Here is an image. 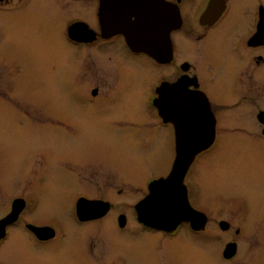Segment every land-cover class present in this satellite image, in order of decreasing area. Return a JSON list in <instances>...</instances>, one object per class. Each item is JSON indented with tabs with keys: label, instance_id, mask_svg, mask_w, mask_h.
<instances>
[{
	"label": "flooded vegetation",
	"instance_id": "af4514ba",
	"mask_svg": "<svg viewBox=\"0 0 264 264\" xmlns=\"http://www.w3.org/2000/svg\"><path fill=\"white\" fill-rule=\"evenodd\" d=\"M151 7L156 19L175 20L167 61L131 47L120 31L145 19ZM16 39L49 44L51 52L67 48L60 51V60L64 58L65 72L72 71L73 90L88 112L107 113L89 116V138L116 137L118 148L79 151L88 136L67 130L65 119L53 116L44 102L25 97L28 92L15 81L20 75L10 72L19 66L8 51ZM98 58H105L115 72H124V89L80 87L77 66L84 68L86 61ZM145 64L157 72L144 109L147 128L126 107H133L129 95L138 98L137 81L147 72ZM167 104L168 118L161 112ZM132 124L137 127L129 134ZM195 141H202V149L183 183L204 222L182 221L171 230L147 225L139 217L138 203L149 194L151 183L171 173L181 153L192 152ZM145 151L167 153V167L146 178L141 158ZM231 154L259 163L254 172L264 182V0H0V264H131V256H139L142 264H160L163 256L165 264H226L241 255V240L221 243L213 260L212 247L192 248L184 236L220 241L221 235L209 228V202L215 199L202 197L198 178L203 165L209 174ZM131 164L136 166L133 174ZM98 177L109 180V186L116 177L123 179V188L137 193L146 189L132 203L135 225H130V213H119L115 221L112 201L90 191L88 182L94 184ZM59 178L66 179L63 188ZM223 203L226 209L235 206L243 217L250 213L248 203ZM255 208L264 219L262 205ZM98 224L104 229L100 242ZM218 225L223 233L231 230L224 219ZM249 231L239 227L234 232L239 237Z\"/></svg>",
	"mask_w": 264,
	"mask_h": 264
},
{
	"label": "rangeland",
	"instance_id": "374dc122",
	"mask_svg": "<svg viewBox=\"0 0 264 264\" xmlns=\"http://www.w3.org/2000/svg\"><path fill=\"white\" fill-rule=\"evenodd\" d=\"M18 38L19 40L24 41L20 36H18ZM19 40L16 39L15 42L10 41V49L8 48L9 55L12 54V57L18 59V68L16 67L17 69L10 71L17 72L20 75L15 78L18 88H23L24 91L28 92V95H25L26 98L33 101L36 100L37 102H44L45 105L52 110L53 116L64 118L67 122V130L69 129L73 132L77 130L76 132H84V134L88 136L90 133L89 131L93 128V123L90 121L89 116L98 117L100 114L104 113L102 111L93 110V112H88L84 100L78 96V93L75 90H73L71 84L72 78L69 77L70 72L72 71L65 72L63 64L64 58L60 60V57H62L60 51L67 48L65 46H60V51L57 50V52H51V48L48 46L49 44L26 43ZM83 61L82 65H84ZM82 68L83 66L81 67L78 65L76 69V73L81 71L80 75H82L81 80L83 82L80 80V87L89 89L92 86L102 85L105 90H110L111 87L122 90L127 85L124 79V72H115V68L112 67L105 58H98L97 61H86L84 68ZM146 71L147 72H142L143 78L140 76L142 79L137 81V84L141 89L137 92L138 98L135 95H129L131 100L128 105H132L133 107H126L131 111L133 116L137 115L138 117H142L143 122L146 123L145 127L147 128V123L149 122L147 110L154 92L153 81L156 79L155 76H157V72L154 67H149L147 65ZM73 79L76 80L75 74ZM106 114L107 113H105L104 116H106ZM94 121L96 122V118ZM137 123L139 122L137 121ZM136 127L137 125L134 124L129 126L130 130H128V133L132 134ZM76 132L74 135L78 134ZM70 135L73 136V134ZM103 136L104 138L99 141L91 140L89 136L88 138H84L85 145L83 147H77L78 150L85 152L92 150L93 152V150L106 147L112 149L111 145L114 149L116 147L118 148L116 137L107 138L105 135ZM232 152L235 153V150H232ZM151 156L152 159H150ZM227 156H229L231 160L226 159ZM143 157V173L146 178L155 174L157 169L161 170L164 169V167H167L168 161L170 160V156L167 153H160L159 151L153 155L148 151H145L141 158ZM221 160L223 161L222 166L218 169H214L209 174L206 172L205 165H203L202 170L204 173V179H201L202 170H200L198 178L203 186L202 197L205 196V199H215L209 202V210H212L211 212H208L212 219L209 228L215 235H221L220 241L215 237L210 239L209 243H206L196 237H193L194 239L192 238V240L190 237L184 236V242L195 249L198 246L209 245V247H212L210 251L214 252L213 260H217V254L215 253L216 248L220 247L222 245L221 243L224 244L225 241L236 238L241 240L242 245L245 247L242 249V253L239 257L226 264H234L235 262V264H264V254L262 255L261 253L263 250H261L262 248H259L264 244V219H261L256 215L258 210L255 208L258 205H262L264 208L263 176L254 172L255 167L259 165V163H254L252 161L253 159L250 160L248 158L241 160L236 154L225 155ZM131 165L130 171L133 174V170L136 166L133 164ZM234 170L236 171L234 172ZM122 180L123 179L119 180L114 177L112 186H109V180L98 177L96 183L92 184L88 182V188H90L92 193L107 197L112 201L113 206L111 213H113L112 215H114L115 221L116 215L119 213H130L129 219L132 227L135 225V222L131 219L133 218V212H135L132 203L137 196L143 195L144 190L146 189H141L139 193H137L132 191L129 187L124 186L123 188V184L121 183ZM65 182V178H62V181L61 178H59V187L63 188ZM231 200L235 204L237 202L248 203L250 213L247 210V217L246 215L243 217L241 212H239V210L233 205H228L227 209L223 206L224 201L225 205H227ZM249 202L253 207L250 206ZM220 208L223 210L217 212ZM241 218L245 219L242 220ZM220 219H224L227 224H231V230L229 232L223 233L221 231L218 225ZM115 221L111 223L113 230L117 228ZM239 227L243 230L247 229L250 231L245 233L242 232V234L237 237L234 231ZM96 229L98 241L102 240L103 234L100 232L104 229H101L99 224ZM120 239L123 240V238ZM152 241H155L157 244L156 237H154ZM165 242L164 239L161 238L160 243L165 244ZM123 245H125V243L117 245L116 247L120 249ZM117 252L119 251L117 250L116 253ZM159 262L160 264H165L164 256L159 257ZM130 263L142 264L143 262L139 256H137L136 259L134 256H131ZM192 264L196 263L192 262Z\"/></svg>",
	"mask_w": 264,
	"mask_h": 264
},
{
	"label": "water",
	"instance_id": "95a60500",
	"mask_svg": "<svg viewBox=\"0 0 264 264\" xmlns=\"http://www.w3.org/2000/svg\"><path fill=\"white\" fill-rule=\"evenodd\" d=\"M174 27L175 20L166 22L164 19H156L151 7L146 10L145 19L137 21L133 27H123L120 31L127 36L131 47L142 49L158 60L167 61L170 54V31ZM161 112L164 117H170L169 105L161 107ZM198 142L202 143L195 141L196 145L190 150V154L181 153L177 157L171 173L166 178L151 183L149 194L137 205L141 221L154 228L167 230L175 229L182 221L199 225L204 222L205 215L191 206L187 188L183 183L189 164L202 149Z\"/></svg>",
	"mask_w": 264,
	"mask_h": 264
}]
</instances>
